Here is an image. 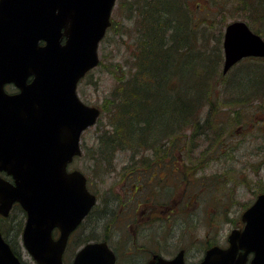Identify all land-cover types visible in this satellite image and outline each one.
I'll return each instance as SVG.
<instances>
[{
  "label": "water",
  "instance_id": "obj_1",
  "mask_svg": "<svg viewBox=\"0 0 264 264\" xmlns=\"http://www.w3.org/2000/svg\"><path fill=\"white\" fill-rule=\"evenodd\" d=\"M115 2L0 0V214L21 205L23 244L38 264H64L70 234L97 200L86 175L68 165L82 153V133L101 113L79 97L77 87L100 63L98 49ZM224 34V73L248 56L264 57V38L248 22L235 19ZM243 220L247 224L231 233L230 246L212 247L201 264H245L249 252L250 264H264V195ZM239 248L244 251L236 259ZM115 259L107 242H89L72 264H115ZM0 264H23L1 228Z\"/></svg>",
  "mask_w": 264,
  "mask_h": 264
},
{
  "label": "rangeland",
  "instance_id": "obj_2",
  "mask_svg": "<svg viewBox=\"0 0 264 264\" xmlns=\"http://www.w3.org/2000/svg\"><path fill=\"white\" fill-rule=\"evenodd\" d=\"M191 2L196 6V9H198V12H196L197 17L199 18V21L203 18L208 19H219L221 21L216 22L214 28L212 30L215 33H219L220 28L224 26L223 24L226 22L235 21V19H243L245 18L239 16V14H232V12H235V9L233 8L235 5L234 0H227V4L224 5V8L222 9L226 14L222 16L220 13H218V6L211 0H191ZM112 17L115 24L124 23L125 26H130L134 20L128 19L126 16L127 11L125 10L126 7L119 4L118 0L116 1V4L114 5ZM213 9V13L209 14L207 13V9ZM246 21V20H245ZM207 25H210V21L208 20L206 22ZM226 26V25H225ZM225 28V27H224ZM114 27L113 30L114 31ZM118 29V27H117ZM254 30V28H253ZM108 36L106 40L103 38V41L101 42L99 46V54H100V60L101 62L94 67L87 76L79 83L78 86V94L80 98L85 101L86 103L94 106H99L102 109V116H100V119L91 127L87 128V130L82 135V158L78 159L76 162V165H79L80 168L88 175L90 179V186L93 191L97 194L99 200L97 207L94 211L96 215H101L99 218L94 219L93 216L88 221L85 222V224L82 226V228L74 235V237L71 238V241L69 243V249H68V255H72V251H76L82 243H86V241H89L93 238H96V240L101 239L104 237V228H103V217H102V206H101V197L104 195H115L120 198L121 205L124 204L123 209L119 211L118 218L116 220V223L114 225H118L117 227L113 226L111 227V232L114 237L119 236L121 239L123 236L127 239L132 236L133 231L135 229L134 227V221L130 218V220L126 219L128 215L135 217L138 216L140 219L144 218L146 215L145 213L141 215L140 209H142L144 203H147L148 205H154L157 204L160 208H162L161 201H165L167 198L169 201L176 200L180 198V194L182 195L183 189L185 187V182L181 183L178 181L179 177L184 176V174H181L184 170L179 168L177 171H172V167L174 165V160L172 159L174 156H178V154H174L175 150L172 148H168L166 146L165 148H161V144H167L169 143V146H172L173 140L176 138V133H174L177 129V124L182 128L184 127V124L187 123V121L183 122H177L174 120L173 123V131L171 134L169 133L168 125H165V120L169 121L171 119L173 113L172 108H175L176 105H178L174 98H166L165 102L158 101L157 95L152 98L153 105L150 108H144L143 114L146 117H151L150 123H148V126L151 127L148 129L146 133H144L143 138L148 139H141L135 136L134 139L129 141H122L120 144H112V146L109 145L108 141L106 140V137L104 136V133L107 134L108 131L113 130V119L107 116L108 109L105 108L106 104V98L109 97V94L111 90L116 85V73L119 72H113L110 69H113L114 65L116 63L123 64L125 66V61H123L129 54V49H127V46L124 44L125 42L118 37L117 35L114 37L112 36V32L107 33ZM106 34V35H107ZM126 34L124 38H126ZM126 40H128L126 38ZM244 60V59H243ZM224 61V60H223ZM242 62V60L240 61ZM239 64V62H238ZM126 67V66H125ZM234 68L229 72L231 74L236 69H238V66H233ZM237 67V68H236ZM240 68V66H239ZM126 69V68H125ZM188 70V69H187ZM186 70V72H188ZM234 70V71H233ZM237 72V71H236ZM185 74V73H184ZM216 86L215 89H213V101L214 103H207L203 106V110H198L195 112V115L192 117L191 122H195L198 120L201 116L206 115H212V116H221V118L225 121L228 129L230 128H237L239 124L241 123L240 120L242 119L245 123L244 125V131L248 128L249 124H251L252 116L250 112H256L258 114V133H261V135L264 133L262 132L264 123L262 124L264 119V99H257L252 101H246V103H242L245 100H240L239 102L237 100H234L231 96V94L228 93H221V87ZM223 89V87H222ZM12 90V89H10ZM183 92V91H181ZM217 100V103H216ZM228 104H226L227 102ZM185 104V103H184ZM217 104L219 105V110L217 108ZM183 105V104H182ZM187 105V104H186ZM180 107V106H179ZM104 110V111H103ZM251 119H250V118ZM190 122V123H191ZM143 124V123H142ZM168 134V135H166ZM213 136L216 134L211 132ZM218 134L217 139L222 138V134ZM252 133H249L248 135L251 136ZM150 138V139H149ZM103 140L106 142L105 145H107L108 150L112 151V156L108 157L107 161H100L97 158V151L100 147V145H103ZM263 141V137H262ZM252 144V143H251ZM109 145V146H108ZM160 146V148H159ZM248 146V145H246ZM252 148H242L240 153L235 151V153L229 154L230 160L227 162V166H230L231 168V182L229 184H225L222 180L217 181V179L211 178V184L210 186H205V189L202 193V196L210 197L212 196L214 199H220V202L211 203L208 205V203L203 202L204 208L206 210V216L204 220L201 222V228L198 233V235L204 236L207 239H218L222 240L226 237L227 233L231 230L233 223H228L224 219V215L222 212L221 207H223L226 204V197L224 196L226 192L236 193V186L239 182H241L240 173H238V169L242 166V163L235 162L233 160V157H239L240 159L244 156H247V158L250 157L253 149ZM164 152H166L164 154ZM245 152V153H241ZM86 153V154H85ZM264 153V152H263ZM85 154V155H84ZM163 154V156H161ZM84 155V156H83ZM87 156V159H84ZM152 156H160L159 158H165V169L167 170V176L164 178V180L161 182L159 180L158 173L153 176L150 182L149 177L152 175V172H150V168L148 170L141 171L140 169H131V170H123L122 167L130 158H141V157H152ZM181 158H185V160L181 159V161L176 162L178 163L177 166H184L183 164L190 163L193 165V161L195 159L192 158V155L188 156L185 154H180ZM88 157H93L92 159H88ZM187 157V159H186ZM264 157V156H263ZM115 160V161H112ZM100 164H103L105 166L101 167ZM147 164V163H146ZM144 164H137L138 167H142ZM263 177H264V158H263ZM223 167V162L219 161L218 163H215V165L212 166L213 171H217V169ZM142 172H148L149 174H145ZM144 175V176H142ZM142 176V177H140ZM176 176H179L176 178ZM141 178V179H139ZM212 179L214 181H212ZM148 182V183H144ZM137 184V185H135ZM143 186L140 188L138 185ZM138 187L136 193L133 192L135 188ZM243 186L239 187V196L237 197L238 201H235V211L238 208H240V205H243V203L247 199V195L243 193ZM180 194H179V192ZM243 193V194H242ZM170 195L169 197L166 196ZM191 194L192 195H183L184 202L180 205V208L182 211L179 212V215L175 219H171L170 226L167 225L168 220H157L151 224L140 226L139 230V236L137 238L141 239L145 242H152L156 235L162 236V231L167 234L170 232V235L174 238H177L176 236L179 234L187 236V232L183 231L185 228H187L188 223H193L194 219H199V208H197L193 213L189 214L187 211L188 209H183L184 204L187 203V200L189 198H192L193 204L191 206H195L197 199V196L195 195V191H193V184L191 185ZM242 194V195H241ZM132 201H131V200ZM136 201H140V208L139 213L137 212V205ZM241 201V203H240ZM198 203V202H197ZM198 205V204H197ZM210 206H218V211L214 213H208V208ZM18 209V208H17ZM12 209L10 211V215L7 217L8 220H3L1 223L4 226V230L7 231L8 236H12V227L19 224V220L23 217V213L20 210ZM190 209V208H189ZM237 212V211H236ZM166 214V213H164ZM163 214V215H164ZM233 212L230 214V216H233ZM237 216V214H235ZM213 216L214 221L211 223L210 217ZM148 217V216H146ZM144 218L141 220L143 222ZM133 221V222H132ZM235 221V218H234ZM128 223V224H127ZM159 223H161V227L163 230H161ZM92 225V228L89 226ZM147 226V227H146ZM89 227V228H87ZM165 227H167L165 229ZM138 232V231H137ZM138 235V234H137ZM197 235L194 234L193 239ZM116 245V243H114ZM16 247L20 253V255L23 257V259L27 260L28 263L33 264L34 258L26 251V249L23 246V243H16ZM119 250V257H120V264H123V260H126L127 257L123 253V250L117 248Z\"/></svg>",
  "mask_w": 264,
  "mask_h": 264
},
{
  "label": "trees",
  "instance_id": "obj_3",
  "mask_svg": "<svg viewBox=\"0 0 264 264\" xmlns=\"http://www.w3.org/2000/svg\"><path fill=\"white\" fill-rule=\"evenodd\" d=\"M211 1L218 6V13L224 16L226 12L222 9L227 0ZM234 1L235 12L232 14L245 18L252 29L264 37V0ZM118 2L121 7H126V16L134 22L130 26H125L124 23L118 26L113 20L108 30L113 37H120L129 49L128 56L123 60L126 67L116 63L110 69L119 72L115 74L116 85L104 105L108 109L107 116L113 119L114 125L113 130L104 133L110 146L132 140L136 135L139 140L148 139L143 138V134L151 128L148 123L152 118L146 117L143 109L153 105L152 98L156 95L160 102H165L166 98H174L178 104L172 108L171 119L165 120V125L170 130L168 134L173 131L174 120L191 122L196 111L203 110V106L210 101L215 102L212 92L219 84L223 87L222 94H231L238 102L239 99L245 100L242 103L264 99V57H248L237 63L235 66L238 69L231 74L229 72L234 67L229 72H223L222 40L226 22L219 33H215L212 28L221 20L203 18L199 21L196 15L198 9L191 0ZM206 9L207 13H213V9ZM208 20L210 25L206 24ZM125 34L128 40L124 38ZM107 36L108 34L104 37L105 40ZM217 108L219 110L218 104ZM178 126L180 127V123L177 128ZM106 142L103 140V145L96 149L100 161H107L112 156L113 149L109 151ZM13 208L22 211L24 217L19 220L18 225L11 228L13 237H18L26 214L20 205L16 204ZM5 236L9 237L8 234ZM12 247H16V238L12 241Z\"/></svg>",
  "mask_w": 264,
  "mask_h": 264
},
{
  "label": "flooded vegetation",
  "instance_id": "obj_4",
  "mask_svg": "<svg viewBox=\"0 0 264 264\" xmlns=\"http://www.w3.org/2000/svg\"><path fill=\"white\" fill-rule=\"evenodd\" d=\"M86 77V76H85ZM11 85H6V88H10ZM13 87V86H12ZM16 91L17 88L13 87ZM211 103V101L209 102ZM214 103V102H212ZM252 118L251 124H249L246 131H244V125L245 123L243 120H240L239 126L235 128L228 129L225 121L221 118V116H212V115H206L201 116L198 118L195 122H187L184 124V127L177 128L174 133H176V138L173 140V145L169 146V143L167 144H161V148H165L168 146V148H173L175 150L174 154H178V156H174L172 159L174 160V165L172 167V171H177L179 168H181L183 171H181L182 177L176 176L178 178V181L181 183L185 182V187L183 189L182 195L180 194V198L176 200L169 201L167 198L165 201H161L160 204H162V208H160L157 204L154 205H148L147 203H144L142 209H140L141 215L145 213L146 216L143 222H141L142 219L137 216L134 217L128 215L126 219L130 220L133 219L134 221V231L131 237L128 239L126 237H122L121 239L117 235V237H114L111 232V227L118 225H114L116 223V220L118 218V213L120 210L123 209V205L120 203V198L115 195H104L101 197V206H102V217H103V228H104V237L101 239L96 240V238H93L87 242H97V241H103L107 242L108 246L111 250L114 251L116 259L115 264H120V257H119V250L117 248L123 250V253L126 255L127 259L123 260V264H150L151 261H155L158 264H161L160 260L158 258L165 259V261L168 262V264H180V262H184V264H201V262L205 259V255L208 252V250L212 249L214 246H219L220 248H228L230 246V240L229 237L231 233L234 230H243L245 225L247 224L246 220H243L244 213L249 210L251 207L254 206L255 202L258 200V198L261 195H264V177H263V156H264V133L261 135V133H258L257 128V120H258V114L254 112H250ZM250 118V117H249ZM251 119V118H250ZM264 121V119H263ZM264 122H262L263 124ZM216 134L213 136L211 132ZM262 132H264V127ZM222 134L221 139L218 138V134ZM249 133H252L251 136L248 135ZM168 135V134H166ZM263 137V141H262ZM252 143V144H251ZM248 145V146H246ZM255 147L252 151L249 158L247 156L242 157L241 159L239 157H233V160L235 162L242 163V166L238 169V173H240L241 182L238 183L236 186V193L226 192V204L221 207L224 219L228 223H233L231 226V230L227 233L226 237L222 239L221 241L218 239H207L204 236L198 235L200 228H201V222L204 220L206 216V210L204 208V203H208L210 205L211 203L220 202V199H214L212 196L206 197L202 196V193L205 189V186H210L211 184V178L217 179V181L220 182L222 180L225 184H229L231 182V168L230 166H227V162L230 160L229 154L235 153L237 151L240 153L242 148H252ZM166 152H164L165 154ZM190 156L192 155V158L195 159L193 161V165L190 163L183 164L184 166H177L178 163L181 161V159L185 160V158H181L180 154H185ZM245 153V152H241ZM86 154V153H85ZM84 154V155H85ZM83 155V156H84ZM163 156V154H161ZM160 156H152V157H141V158H130L125 162L126 165L122 167L123 170H131V169H140L141 171H146L150 168V172H152L151 176L149 177V181L158 173L159 180L162 182L164 178L167 176V168L165 169V158H159ZM82 156H76L74 157L73 161L69 163L68 170H76L79 169L83 171L79 165H76V162L78 159H81ZM93 157H88V159H92ZM87 159V156L84 158ZM187 159V157H186ZM115 161V160H112ZM219 161L223 162V167L217 169V171H213L212 166L215 165V163H218ZM146 164L142 167H138L137 164ZM84 173V171H83ZM145 174H149L148 172H142ZM2 175L6 176L4 172H1ZM86 175V173H84ZM142 175V176H144ZM140 176V177H142ZM87 177V186L88 189L92 190L90 186V179L88 175ZM141 179V178H139ZM212 181H214L212 179ZM145 182L144 183H148ZM193 184V191H195V195L199 200L197 199V202L195 206H191L193 204L192 198H189L187 200V203L184 204L183 209H188L189 214H194L193 212L199 208V219H194L193 223H188L187 228H185L184 232H187L188 235H182L179 234L176 236L177 238H174L170 235V232L165 234V232L162 231V236L156 235L155 239L152 242H147V240L142 241L141 239L137 238L139 236V233L141 230H139L140 226H144L148 224H155L154 222L157 220H168L167 225L170 226L171 219L177 218L179 215V212L182 211L180 208V205L184 202L183 195L187 197V195L191 194V185ZM137 185V184H135ZM142 185H138V187H142ZM243 186V193L247 195L246 201L243 203V205H238L237 212L235 211V201H238L237 197L239 196V187ZM136 187L135 190H133L134 193L138 190ZM242 193V194H243ZM241 194V195H242ZM166 196H170L167 195ZM131 200V199H130ZM132 201V200H131ZM203 201V202H202ZM241 203V201H240ZM198 204V205H197ZM16 205V204H15ZM18 205V204H17ZM137 205V212L139 213V208L141 206L140 201H136ZM97 205H95L92 210L87 214V216L84 218V220L80 223V225L72 232L71 237L69 239V242L64 250L63 253V263L64 264H72L75 260V256L77 254V251H72V255H68V249H69V243L71 241V238L75 233H77L82 226L85 224L86 221H88L90 218L95 219L96 213H94ZM190 208V209H189ZM218 206H210L208 208V213H214L218 211ZM116 211L118 213H116ZM214 211V212H213ZM234 213L231 217L230 214ZM166 213V214H164ZM164 214V215H163ZM237 214V216L235 215ZM10 215V214H9ZM2 216L0 214V228L3 234V237L5 240L11 245L12 247V241L16 238V243H23L22 238V232L21 234L16 237L13 235L6 238L5 234H8L4 232V228H2V221L8 220V216ZM101 215H98L97 218H99ZM235 218V221H234ZM131 221V220H130ZM132 221V222H133ZM211 223L214 221L213 216L210 217ZM128 224V223H127ZM146 226V227H147ZM159 226L161 230L163 228L161 227V223H159ZM92 228V225L89 226ZM87 227V228H89ZM167 227H165L166 229ZM23 231V229H22ZM138 231V232H137ZM13 232V231H12ZM56 236L59 234V229L55 230ZM138 234V235H137ZM194 234L197 236L193 239ZM86 243H82L83 245ZM116 243V245L114 244ZM16 255L20 257L23 264H31L28 263L27 260L23 259V257L20 255L17 247H12ZM244 250L242 248H239L236 251V256L238 259L240 256V253H242ZM253 252H249L246 257L245 264H250L251 260L253 259L254 255ZM178 262H175L174 260H177ZM235 259V260H236ZM33 264H38V262L34 259Z\"/></svg>",
  "mask_w": 264,
  "mask_h": 264
}]
</instances>
